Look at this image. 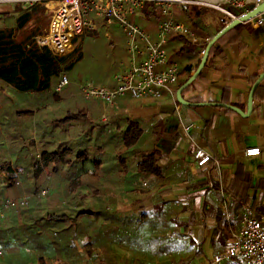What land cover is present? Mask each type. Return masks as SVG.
<instances>
[{"label": "crops", "instance_id": "crops-1", "mask_svg": "<svg viewBox=\"0 0 264 264\" xmlns=\"http://www.w3.org/2000/svg\"><path fill=\"white\" fill-rule=\"evenodd\" d=\"M40 5L44 11L47 9L45 5ZM15 6L0 4V27L14 26V20L20 14L12 12ZM179 11H176L175 16ZM216 11L224 13L217 8L209 11L206 7H201L194 16L203 24L205 35L213 36L223 27L221 20L225 17H221ZM238 11L236 9V12ZM3 12L12 13L6 18L2 16ZM134 20L140 21L137 16ZM249 23L255 30L245 31V45L223 46L224 56L214 55L204 70L203 77L195 79L192 87L183 94L186 101L212 104L185 105L177 101L176 94L173 97L164 93L159 99L145 101H137L127 96L120 99L119 106L106 107L99 100L84 98L80 93V83L70 80L69 85L57 93L50 90L24 92L27 97L23 101L27 103V108L15 110L13 113L11 106L14 94L22 91L0 80V85L6 87V90L0 87V133L5 131L6 135L5 141L0 136V143L7 142L9 138L6 134L7 129L15 132L14 121L18 120L20 127L27 124L15 117L16 115L32 114V110L28 109H33L34 100L45 99V104L39 106H45V137L37 138V145L41 144L44 147L37 152L36 159L43 151L58 150L61 152V160L57 170L51 171L45 167L44 173L93 175L96 179L98 175L120 176L121 192L127 204L133 207L135 204L141 213L155 212L156 210L149 209L152 207L154 209L165 207L166 214L161 216L162 219L153 221L155 225L160 226L165 218L178 220L177 225L181 233L192 242L193 255L187 264H204L226 248L231 236H223L219 231L217 217L220 207L224 208L226 221L231 220L230 223H234L232 229L234 231H240L242 228L244 210L264 217V79L254 93L253 108L249 116L244 117L235 111L227 114L223 109L226 107L223 104L234 105L245 112L252 86L250 78L264 71L263 31L255 23L251 21ZM157 27L158 25L155 29H146L153 39ZM106 32L109 38L114 33L110 30ZM114 35L123 42L122 33ZM123 47L125 44L122 49ZM203 48V44L195 47L199 52L197 59H200ZM102 52L95 47H90L87 51L81 49V59L74 69L77 67L76 75L80 78L94 74L96 80L89 79L90 81L99 86L112 88L115 86L113 77L118 69L117 63L123 59L115 61ZM194 62L191 63L192 72L195 69ZM224 87L230 90V93H226L228 102L223 101ZM195 96L200 98L198 102L191 100ZM2 115L6 117L1 121ZM127 119L136 121L141 127L139 138L133 145L124 143ZM189 124L193 126L188 132L184 131L183 125ZM14 135L15 133L12 136ZM196 146L202 147L213 160L205 166H198L195 158ZM255 146L261 148L259 156L248 157L244 154L245 148ZM10 147V153L16 155L19 167H25L32 157V147L29 145L20 149L18 146ZM154 150L158 153L156 165L160 172L143 175L138 171L137 165L142 155ZM10 163L13 167L17 166L12 161ZM23 163L26 165L23 166ZM245 172L251 175L246 205L233 219L223 206L220 189L222 188L229 198L224 187L230 179H240ZM11 189H14L12 194L14 196L24 195L21 194L24 192L22 188H18L17 185L8 187L7 192ZM135 191L136 196L128 199L127 196L133 195ZM76 195L72 191L71 202L60 200L59 197L55 200L51 197L46 201L33 198L24 205L7 210L0 222V264H4L5 261L10 262L6 264H38V257H45V226L43 222H36V219L45 216V203L52 202L60 211L82 209L76 208L80 207L81 203ZM93 203L89 204L88 208L93 210ZM38 210H42L39 218ZM128 226L127 224L126 227ZM40 230L43 234L38 235ZM23 236H26L23 242L27 245L23 251L16 250L21 259L12 263L7 259V252L11 247H16ZM40 242L43 244L40 245L42 249L38 248L42 251L41 255L36 253L35 247V244ZM74 246L71 243L70 248L76 252Z\"/></svg>", "mask_w": 264, "mask_h": 264}, {"label": "trees", "instance_id": "trees-1", "mask_svg": "<svg viewBox=\"0 0 264 264\" xmlns=\"http://www.w3.org/2000/svg\"><path fill=\"white\" fill-rule=\"evenodd\" d=\"M225 6L226 5H224V7ZM201 7H203V5H192L186 11H179L175 16L176 21L183 22L190 28L193 36L188 37L171 33L167 37L165 47L168 55V61L176 62L180 67L178 79L173 85H171L175 93L177 89L190 77L192 73L191 63L195 61V68L199 63V59H197L199 52L195 50V47L202 44V42L203 44H206V40L212 37L211 35H205L203 32V24L200 20L194 18L195 14L201 9ZM251 7L252 4H248L242 7L241 11L245 12ZM214 10L216 9H212V11ZM12 12L20 13L14 20V26L0 27V80L7 82L14 89L22 92L50 90L57 93L55 92L56 83L63 75L68 76V73L74 69L77 62L81 59L82 43L74 52L68 55L57 56L48 46L35 45L37 36L42 35L47 30V20L49 17V14L45 13L44 9L41 8V5L34 4L27 8L16 5ZM12 12H3L2 16L8 18ZM216 12H218L223 18H230L228 15L221 13L220 11ZM137 18L142 24H145L146 22H154L158 25L161 20L160 9L153 4L147 3L139 10ZM135 22L137 21L135 20ZM139 22L137 23L139 24ZM105 29L111 31L113 28L106 25L104 21H100L96 22V29L87 31L86 34L93 38L94 46L92 47H95V49H102V47L98 46L99 43H95V40L99 37L100 32ZM247 30L252 32L255 28H253L249 22L241 23L220 37L212 45L207 63L196 79L203 77V72L214 55L224 56L223 46L231 44L243 47L246 43L245 31ZM119 32L122 33L124 38L122 44L118 43L117 35L112 33L113 35L110 36V41L108 42V51L106 54L102 52L109 58H113L116 55L120 56L122 45L125 44V36L122 31ZM196 37L198 39H196ZM257 77L258 76L256 75L250 78L251 85L255 82ZM192 84L193 82L184 89L183 94L192 87ZM226 93H230L228 87H224L223 89V101L228 102L229 100L226 98ZM199 99L200 98L198 96H195L191 100L198 102ZM223 109L227 114L234 113V111L230 108L224 107ZM140 132V125L136 121L127 119V127L124 131L123 137L124 143L126 145L135 144L139 138ZM157 159V151L154 150L145 153L142 155V159L137 165L138 171L143 175H148L150 173L159 174L160 169L156 165ZM60 160L61 152L43 151L32 165V170L34 172L33 177L37 179L41 176V174L45 172V167H48L51 171H53ZM209 162H211V160ZM14 167L10 162L0 163V173H4L6 180V184L0 183V203H3L6 200L5 198L7 197V193L5 194V191L8 190V187L15 186L16 181H18ZM18 172H21V170ZM250 179L251 175L248 172H245L242 173V177L240 179H230L224 187L229 196L228 204L225 209L228 214L233 217V219L239 215L242 207L246 205ZM71 192L72 191L70 189L66 191L67 194ZM58 209L59 208L56 207V205L54 206L52 202L49 204L45 203V216L40 217L37 215V218H40L36 219L37 221L35 220L36 222H43V225L45 226V246L48 245L49 248H51L50 252L45 254V257L39 256L37 262L38 264H83V261H81L83 258H80V261L75 260V256L69 252L71 249V239L70 237L67 239L66 235L74 230V226H77L78 221L82 216L90 213L78 211L76 209L73 211H61V213H58ZM149 209L156 211L142 212L140 214V220L143 222L150 221L152 216H155L157 219H162L161 216L166 214L165 207L163 206L157 209H154V207ZM225 215L224 208L222 209L220 207L217 217V225L223 236L230 235V230L234 229V223H230L231 220L229 222L226 221ZM120 225L121 224H118L116 227ZM133 227L134 226H130L129 230ZM41 234L43 233L40 230L38 235ZM177 234L178 236H184L183 233V235L180 233ZM96 240V238H89L84 243L83 248L87 256H91L93 254L92 248ZM191 247L192 242L189 240L188 248L185 249L186 255L183 256L184 258L180 261L171 260L167 262L166 254L161 253L155 257V262L156 264H183L187 261L185 263L187 264L190 261L191 255H193ZM182 248V246L176 248L177 255H182V252L180 251Z\"/></svg>", "mask_w": 264, "mask_h": 264}, {"label": "built area", "instance_id": "built-area-1", "mask_svg": "<svg viewBox=\"0 0 264 264\" xmlns=\"http://www.w3.org/2000/svg\"><path fill=\"white\" fill-rule=\"evenodd\" d=\"M206 1L216 3L211 0H0V4L20 5L24 8L34 4L45 5L49 9V28L45 35L37 36L35 45H46L57 56L74 52L82 43L86 30L96 29L97 17L104 18L105 23L113 29L122 31L126 58L117 63L118 70L113 77L115 86H99L91 81L80 84V93L84 98L99 100L106 107H117L120 99L127 96L137 101L159 99L165 92L175 96L171 85L177 81L180 67L176 62L168 61L165 47L167 37L171 33L193 36L185 23L175 20L176 11H186L192 5H210L230 17L221 20L223 26L234 18L220 5L207 4L210 2ZM241 1L245 2V6L252 4L253 7L262 0ZM147 3L158 7L161 13L154 39L134 20ZM251 22L261 27L264 35V12ZM69 83V77L63 75L56 83L55 90L61 91ZM192 126L183 125V129L188 132ZM244 154L248 157L259 156L261 148L247 147ZM195 158L198 166H205L213 160L200 146L195 147ZM15 184L20 185V182L16 181ZM220 190L226 208L229 199L223 189ZM45 193V189L40 191L43 196ZM26 202V196L19 195L0 203V221L7 210ZM230 235L226 248L204 264H223L226 260L232 264H264V217L244 210L241 230H231Z\"/></svg>", "mask_w": 264, "mask_h": 264}, {"label": "rangeland", "instance_id": "rangeland-1", "mask_svg": "<svg viewBox=\"0 0 264 264\" xmlns=\"http://www.w3.org/2000/svg\"><path fill=\"white\" fill-rule=\"evenodd\" d=\"M207 4L215 6L220 5L222 9L234 16L238 15L241 8L245 6V2L241 0H218L216 3L210 2ZM224 5L226 6L224 7ZM203 7H206L209 11L216 9L210 5H203ZM236 9L239 11L234 12L233 10ZM206 14L208 13L206 12ZM100 21L105 22L104 18L97 17L96 22ZM140 25L147 30L155 29L157 26L154 22L147 23L145 25L141 23ZM48 28L49 17L47 20V29ZM87 31L90 30H86L81 46V49L85 51L94 46L93 38L86 34ZM106 31L107 29L102 30L99 37L95 40V43H99L98 46L102 47L101 50L105 54L106 50L108 51V42L110 41V38L106 36ZM111 31L114 33H120L114 29H111ZM46 32L47 30L43 33V35H45ZM118 43L122 44V40H118ZM204 46L205 44H203V47ZM119 58L120 60H124L126 58L125 47L121 49L120 56L116 55L110 59L116 61L119 60ZM76 68L68 73L69 80L80 84L90 81L89 79L92 81L96 80L97 77L94 74L85 75L83 78H80L76 75ZM0 87H2L3 90H6L5 86L0 85ZM55 92L58 91L55 90ZM26 97L27 94L24 92H16L14 94L11 106L13 113L15 110L19 111L27 108V103H24L23 101ZM42 103L45 104V99L41 98L34 100L32 105L33 109H28L32 110V114L23 113L15 116L22 119L23 123L27 124L20 127L18 120L14 121V136H12L13 133L10 129L6 130V134L9 138L7 142L0 143V152H4V154L0 153V163L12 161L13 164H17V157L16 155L10 153V146L15 148L18 146V149H20L22 146L29 145L32 147V157L29 163L27 165L23 163V166L26 165L23 168L19 167V163L14 167L17 174V180L20 182V185L17 187L22 188V191L24 192L21 191V194L26 196L27 202L33 198L38 200L45 199L46 201L51 197H54V200L59 197L60 200H67V202H71L73 198V196H71L72 192L67 194L66 191L70 189L77 194L76 196H78L81 203L79 204L80 207L76 208H82L78 211H85L90 214L82 216L79 219L77 226H74V230L66 235L67 239L70 237L72 245L74 244V248L77 249L75 250L76 252H73L72 249L69 251L75 256L74 259L80 261L79 256L82 255L81 258L83 259L81 261H83V264H156L155 257L161 253L166 254L167 262L171 260L180 261L183 259V256L186 255L185 249L188 248L189 240L184 236H178L177 233L183 235L181 233V229L177 227L179 221L165 218L159 226V224L155 225L153 222L158 220L155 216H152L151 220L146 223L140 220L141 212H138L137 210L139 207L135 204L134 207L133 205L130 206L127 204L126 200H124L125 197H123L121 192L122 182L119 178L120 176L98 175V179H96L93 178V175H49L44 173L37 179L33 177L34 172L32 170V165L38 155L37 152L44 147L41 146V144L40 146L37 145V138L39 139L41 136L45 137V106L39 107ZM5 117V115H2L1 121L2 118ZM51 128L52 127H50V129ZM0 136H2L3 141H5V131L0 133ZM44 144L45 143H43V145ZM58 166L59 164L56 165L55 170H57ZM19 170H21V172H18ZM106 177L109 179H106ZM0 183L6 184L4 173L2 172L0 173ZM42 189H45L46 191L44 196L40 194ZM13 192L14 189L9 190L8 192L5 191V194H8L5 199L15 197L12 195ZM135 192L136 193L133 195L131 194L129 197L127 196V198L131 200L132 196H136L137 191ZM91 203H93V210L88 208ZM108 204L111 208H109ZM57 212L61 213L60 208ZM41 213L42 210H38L39 216ZM118 224L121 225L116 227ZM127 224L129 225L128 227H126ZM130 226L134 227L129 230ZM89 238L97 239L94 242V246L92 248L93 254L91 256H87L83 249V243H85ZM24 239L26 240V236H23L20 239V242L16 247H11L7 252V259L12 263L21 259L16 253V250H24V246L27 245V243L23 242ZM40 245L43 244L40 242L39 244H35V247L37 248L36 253L41 255L42 251L38 250V248L42 249ZM181 246L183 247V251L180 250L182 255H177L176 248ZM31 248L32 250L35 249L32 245ZM50 250L51 248H49L48 245L45 246V254L50 252ZM228 261L229 260L224 261L223 264H230ZM6 263L10 262L5 261L4 264Z\"/></svg>", "mask_w": 264, "mask_h": 264}, {"label": "water", "instance_id": "water-1", "mask_svg": "<svg viewBox=\"0 0 264 264\" xmlns=\"http://www.w3.org/2000/svg\"><path fill=\"white\" fill-rule=\"evenodd\" d=\"M264 12V0H262L260 3L254 5L252 8L249 10H246L245 12H240L236 17L232 18L229 23L225 26H223L218 32H216L205 44L203 50H202V55L199 59V63L197 67L194 69V71L191 73L190 77L177 89L176 91V98L177 101L181 104L185 105H205V104H212L209 102H201V103H192L189 101H186L183 98V91L184 89L189 86L201 73L203 68L205 67L207 63V59L209 56L210 49L212 45L220 38L222 37L226 32L234 28L236 25L241 24V23H246L254 19L256 16H258L260 13ZM45 13L49 14V10L45 9ZM264 79V71L260 73L255 80V82L252 84L250 87V91L248 94V99H247V109L244 112L240 108L234 106V105H225L227 108H230L231 110L239 113L240 115L247 117L250 115L252 108H253V97L254 93L257 89V87L261 84L262 80ZM222 104V103H218Z\"/></svg>", "mask_w": 264, "mask_h": 264}, {"label": "bare ground", "instance_id": "bare-ground-1", "mask_svg": "<svg viewBox=\"0 0 264 264\" xmlns=\"http://www.w3.org/2000/svg\"><path fill=\"white\" fill-rule=\"evenodd\" d=\"M211 1H213V2H217L218 0H211ZM48 9V8H47ZM49 10V9H48ZM234 12H236V10H233Z\"/></svg>", "mask_w": 264, "mask_h": 264}]
</instances>
